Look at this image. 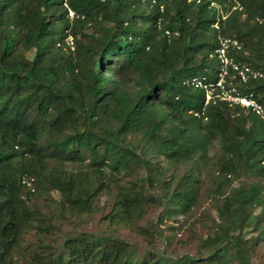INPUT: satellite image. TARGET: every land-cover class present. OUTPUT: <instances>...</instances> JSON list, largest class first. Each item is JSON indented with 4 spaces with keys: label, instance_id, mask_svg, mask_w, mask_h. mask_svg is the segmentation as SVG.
<instances>
[{
    "label": "trees",
    "instance_id": "trees-1",
    "mask_svg": "<svg viewBox=\"0 0 264 264\" xmlns=\"http://www.w3.org/2000/svg\"><path fill=\"white\" fill-rule=\"evenodd\" d=\"M212 1L226 13L235 5ZM240 2L248 9L247 21H239L242 12L236 9L220 22L221 35L241 44L240 49L230 48L235 60L264 73V0ZM69 3L79 15L74 20L63 0H0V264L12 261L35 219L28 202L49 155L78 164L75 172L58 166L47 179L80 214L136 167L146 166V181H157L150 156L200 164L215 140L222 150L216 166L219 182L229 184L230 177L243 171L264 177V120L239 112L227 101L206 105L204 91L187 83L197 75L217 74L219 32L213 25L218 20L209 0ZM253 6L257 16L252 15ZM146 7L153 11L145 13ZM90 23L95 33L84 45L80 62L65 38L71 34L78 47L79 34ZM231 27L233 34L228 33ZM250 45L253 55L244 50ZM235 83L264 104V77ZM163 187L159 199L168 204V213H185L197 201L199 176L190 170L175 185ZM144 192L125 188L117 200L121 221L136 223L144 212ZM256 206L264 207L258 184L239 186L225 196L219 228L205 240V256L163 255L136 263L122 238L80 234L64 239L55 263L221 264L234 247L240 264H252L243 239L231 235L259 225V217L247 211Z\"/></svg>",
    "mask_w": 264,
    "mask_h": 264
},
{
    "label": "rangeland",
    "instance_id": "rangeland-1",
    "mask_svg": "<svg viewBox=\"0 0 264 264\" xmlns=\"http://www.w3.org/2000/svg\"><path fill=\"white\" fill-rule=\"evenodd\" d=\"M229 1H233L235 6L243 7L241 10L237 9L242 12L238 13V19L240 22H246L248 9L244 8L240 0ZM257 9V6L250 8L252 15H258L259 10ZM152 11L153 9L149 7L145 9V13ZM233 11L236 9L232 7L229 13ZM229 13H226L221 5L216 8L218 16V27L216 28L221 37L223 36L220 22L224 21ZM253 22L251 20L250 23L253 24ZM94 30L93 23L83 29L84 35L80 33L78 37L80 41L78 47L71 42L72 38L68 34L65 38L67 46H71L74 57L80 59V62L84 58L82 56L85 50L84 45L91 40V35L95 33ZM228 33L233 34L232 27ZM56 39L58 42L61 41L59 34ZM244 50L246 54L255 53L251 45L245 47ZM33 54L34 50L28 52L31 57ZM215 76L216 73L210 74L211 79ZM49 125L48 121L43 122L44 127L48 128ZM221 155L220 142L215 140L206 162L200 164L179 163L166 160L161 156H150L149 163L154 164L153 172L154 175L156 174V183L146 181L148 173L146 166L136 167L128 175L119 177L113 183L112 189L104 192L102 197H95L92 208L81 214L65 202L63 193L51 187L47 179L50 171H54L53 169L58 166H61L63 170L75 172L79 169L78 164L54 160L50 155L47 156L44 161V173L36 178L35 192L28 202L35 219L32 220L30 228L12 256V261L8 264H42L39 259L37 260L38 256L43 258L44 264H57L55 258L61 250L64 239L80 234H88L101 239L109 234L122 238L127 243V250L134 251L135 258H137L136 263L151 257L156 259L163 255L169 258L181 257L185 254L207 255L205 240L208 236H214V232L219 228L221 220L219 209L225 196L231 195L239 186L247 187L253 184H258L261 193L264 192V177L256 173L243 171L230 177L229 184L221 181L220 183L216 166ZM86 156H89L88 152ZM190 170L199 176L197 201L185 213L169 214L168 204H164L159 199L164 190L163 185L167 186L168 183L171 186L175 185ZM132 186L144 190L147 199L143 214L135 224H128L120 220L123 211L119 209L117 200L120 199L125 188ZM247 211L250 215L259 217V225H247L243 229L232 232L231 237L239 236L243 239L244 246L250 251L249 258L252 264H264V207H249ZM234 251L232 247L230 253L220 260L221 264H240L233 255Z\"/></svg>",
    "mask_w": 264,
    "mask_h": 264
},
{
    "label": "built area",
    "instance_id": "built-area-1",
    "mask_svg": "<svg viewBox=\"0 0 264 264\" xmlns=\"http://www.w3.org/2000/svg\"><path fill=\"white\" fill-rule=\"evenodd\" d=\"M202 1L204 0H195L196 3ZM209 1L210 5H214L216 8L220 6V4L212 0ZM63 3L71 20L79 17L71 7L69 0H63ZM233 8L241 10L243 7L234 5ZM217 23L218 21L213 25L215 28L218 27ZM166 34L170 35L171 32L166 30ZM68 36L72 38L71 42L74 44L73 36L71 34H68ZM68 43L70 42L68 41ZM231 47L240 49L241 44L236 39L219 36V45L215 50L218 61L216 76L211 79L206 75H197L189 79L187 83L204 91L206 105L210 102L215 103L217 100L227 101L233 108H238L239 112L245 114L253 113L264 120V104L253 93L239 91L235 83L236 81L247 83L251 79L262 78L264 73L248 64L235 60L230 54Z\"/></svg>",
    "mask_w": 264,
    "mask_h": 264
}]
</instances>
